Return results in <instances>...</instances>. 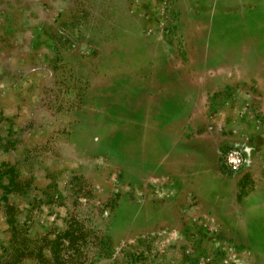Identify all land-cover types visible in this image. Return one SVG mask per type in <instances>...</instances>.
Segmentation results:
<instances>
[{"label": "rangeland", "instance_id": "rangeland-1", "mask_svg": "<svg viewBox=\"0 0 264 264\" xmlns=\"http://www.w3.org/2000/svg\"><path fill=\"white\" fill-rule=\"evenodd\" d=\"M172 84L250 158L227 201L149 182ZM0 264H264V0H0Z\"/></svg>", "mask_w": 264, "mask_h": 264}, {"label": "crops", "instance_id": "crops-1", "mask_svg": "<svg viewBox=\"0 0 264 264\" xmlns=\"http://www.w3.org/2000/svg\"><path fill=\"white\" fill-rule=\"evenodd\" d=\"M179 92L177 85L172 84L167 93L164 89L143 98V115L137 127L146 129L143 134L137 132L136 148L138 152L146 151L151 141L150 155L146 153L143 157V167L146 169V165L151 167L152 164L153 168L160 169L159 173L149 176V182L157 186L161 198H175L179 201L178 207L184 206V209L190 201H227L230 195L220 186L221 178L212 170V165L219 161L223 146L232 143L230 130L233 127L223 126L219 120L208 121L205 114L201 122L195 124V111L191 114V108L190 115L182 120L187 106L176 99ZM177 110L178 113L173 112ZM194 153L197 154L194 156ZM167 205L169 207V203Z\"/></svg>", "mask_w": 264, "mask_h": 264}, {"label": "built area", "instance_id": "built-area-1", "mask_svg": "<svg viewBox=\"0 0 264 264\" xmlns=\"http://www.w3.org/2000/svg\"><path fill=\"white\" fill-rule=\"evenodd\" d=\"M221 164L227 173L235 174L241 172L250 162L246 150L242 147H233L221 152Z\"/></svg>", "mask_w": 264, "mask_h": 264}]
</instances>
